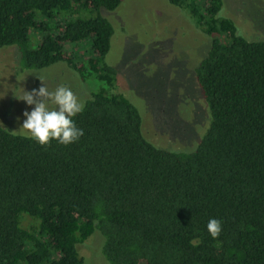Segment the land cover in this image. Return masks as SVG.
<instances>
[{
	"label": "trees",
	"instance_id": "trees-1",
	"mask_svg": "<svg viewBox=\"0 0 264 264\" xmlns=\"http://www.w3.org/2000/svg\"><path fill=\"white\" fill-rule=\"evenodd\" d=\"M123 1L0 0V50L21 71L64 64L92 86L68 146L0 123V264H84L92 237L108 264H264V40L224 0H169L210 38L194 69L209 121L193 149L158 147L109 60L103 12Z\"/></svg>",
	"mask_w": 264,
	"mask_h": 264
},
{
	"label": "rangeland",
	"instance_id": "rangeland-1",
	"mask_svg": "<svg viewBox=\"0 0 264 264\" xmlns=\"http://www.w3.org/2000/svg\"><path fill=\"white\" fill-rule=\"evenodd\" d=\"M103 14L116 30L109 60L119 71L117 92L138 107L146 137L158 147L193 149L209 121L194 69L206 55L210 38L169 0H124L117 10ZM221 14L232 18L248 39L264 40V0H224ZM19 63L16 47L0 50V123L10 132L21 134L23 113L35 105L17 97L38 90L43 84L39 77L49 91L66 86L81 102L91 95L92 86L64 64L21 71ZM92 238L80 251L84 264H108L100 238Z\"/></svg>",
	"mask_w": 264,
	"mask_h": 264
},
{
	"label": "clouds",
	"instance_id": "clouds-1",
	"mask_svg": "<svg viewBox=\"0 0 264 264\" xmlns=\"http://www.w3.org/2000/svg\"><path fill=\"white\" fill-rule=\"evenodd\" d=\"M39 79L43 84L38 90L24 92L23 96L17 97L28 105H35L30 113H23L26 119L20 128L21 134L41 146H48L53 140L64 146L77 142L84 131L76 126L73 118L84 111V103L78 100L70 88L61 85L55 91H49L43 78ZM49 104L56 107L50 108ZM207 230L213 239L218 238L222 231V221L210 219Z\"/></svg>",
	"mask_w": 264,
	"mask_h": 264
}]
</instances>
